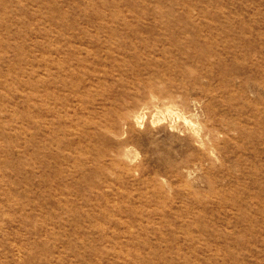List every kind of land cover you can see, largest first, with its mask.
Wrapping results in <instances>:
<instances>
[{
    "label": "rangeland",
    "instance_id": "374dc122",
    "mask_svg": "<svg viewBox=\"0 0 264 264\" xmlns=\"http://www.w3.org/2000/svg\"><path fill=\"white\" fill-rule=\"evenodd\" d=\"M0 264H264V0H0Z\"/></svg>",
    "mask_w": 264,
    "mask_h": 264
}]
</instances>
